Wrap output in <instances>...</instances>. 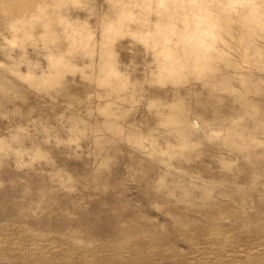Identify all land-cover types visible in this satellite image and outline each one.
Returning a JSON list of instances; mask_svg holds the SVG:
<instances>
[{
  "label": "rangeland",
  "instance_id": "obj_1",
  "mask_svg": "<svg viewBox=\"0 0 264 264\" xmlns=\"http://www.w3.org/2000/svg\"><path fill=\"white\" fill-rule=\"evenodd\" d=\"M0 264H264V0H0Z\"/></svg>",
  "mask_w": 264,
  "mask_h": 264
}]
</instances>
